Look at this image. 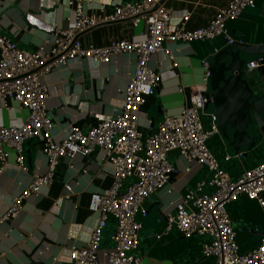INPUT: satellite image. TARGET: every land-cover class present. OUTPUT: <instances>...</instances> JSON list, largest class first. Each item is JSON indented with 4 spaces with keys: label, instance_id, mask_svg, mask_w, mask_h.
<instances>
[{
    "label": "built area",
    "instance_id": "2783aa9c",
    "mask_svg": "<svg viewBox=\"0 0 264 264\" xmlns=\"http://www.w3.org/2000/svg\"><path fill=\"white\" fill-rule=\"evenodd\" d=\"M255 5L256 0H230L207 24L189 28L190 13L181 24L170 26L172 12L168 0L120 2L111 11L101 6L93 14L86 11L85 0H70L75 24L67 28L54 26L51 38L35 51L23 49L17 41L0 34V100L7 109L16 101L28 110L21 126L0 129V172L11 150L19 168L28 170L25 151L32 139L42 145L47 159L46 172L35 175L12 199L0 215V225L15 217L24 202L39 195L42 187L53 184L64 157H88L100 150L112 165L113 179L108 187L91 196L89 209L98 213V223L86 246L70 248L72 264H140L137 250L144 223L138 216L147 217V201L169 184L173 173L190 171L193 165L207 170L206 179L175 204V212L168 214V227L175 225L186 237H206L203 254L217 264H264V236L254 249L241 251L227 209L229 203L243 195L264 207V161L234 178L211 150L209 139L218 134V124L214 114L204 113L207 99L202 93L207 89L209 76L207 60L203 61L204 83L191 90L190 103L180 116H164L156 124L153 122L150 131H145L139 123L140 110L149 97L157 94L161 83L159 72L150 65L153 55L166 52L167 41L223 37L226 43H231L235 38L228 23ZM142 20L147 29L143 40L112 38L100 46L84 43V36L102 24L131 21L137 26ZM122 54L135 57V68L123 92L120 112L90 129L69 125L65 128V138L55 141L52 130L57 121L48 109L50 89L44 78L57 66L72 60L110 62ZM170 58L174 61L173 55ZM180 91L185 92L186 88ZM205 114L210 118L208 122L203 119ZM173 154H177L174 162L170 159ZM239 156L226 154L224 161ZM65 189L69 194L73 187L67 184ZM110 220L115 222L113 246L102 254L101 243Z\"/></svg>",
    "mask_w": 264,
    "mask_h": 264
},
{
    "label": "crops",
    "instance_id": "0c3cea01",
    "mask_svg": "<svg viewBox=\"0 0 264 264\" xmlns=\"http://www.w3.org/2000/svg\"><path fill=\"white\" fill-rule=\"evenodd\" d=\"M128 1L131 0H85V8L89 14H93L101 6L111 11L114 5ZM229 1L168 0L172 12L170 26L181 24L188 13L190 19L187 27L205 25ZM74 24L75 12L70 7V0H0V34L12 38L21 48L29 51L46 44L54 26L67 28ZM228 28L234 38L264 42V0H256V5L246 8L240 18L231 20ZM146 35L143 20L137 26L131 21H123L102 24L86 34L83 40L85 44L100 46L112 38L143 40ZM220 38L226 43L223 37ZM212 47L210 40L167 41V51L153 55L150 65L159 72L161 83L157 94L149 97L140 110L139 123L145 131H150L151 126L164 116H180L189 105L191 90L204 83L203 61ZM134 68L135 57L122 54L110 62L72 60L53 69L43 81L50 89L48 109L57 121L52 130L54 140L61 142L69 125L90 129L103 119L118 114L123 92ZM184 87L186 91L181 92L180 89ZM27 115L28 110L18 102L12 101L7 109L0 100V129L21 126ZM226 154L230 153L224 149L219 155L222 157ZM25 155L28 163L26 172L19 168L12 150L0 172V215L35 175L44 174L47 170V159L36 139L27 142ZM237 159L235 157L228 162L220 159L221 163L224 161L222 167L234 178L259 163L252 161L249 165ZM260 160L263 162L264 158ZM84 165L86 167L83 169ZM82 169L84 171L80 175ZM206 175L207 172L199 165H193L190 171L173 173L169 184L147 201V218L138 216L144 223L137 250L141 256L140 264H217L203 254L202 244L206 237L184 236L175 225L168 227L167 221H161L158 211V205L164 202L166 215L173 214L175 204L188 190L206 179ZM112 179V165L103 151L97 150L88 157H64L53 184L42 187L39 195L24 202L15 217L0 225V264H7V259L15 264H31V259L25 254H30L39 244L42 245L34 256L35 264H72L70 248L86 246L98 223V213L89 209L91 196L108 187ZM67 184L73 187L69 194L65 189ZM227 209L241 251L257 247L264 236V207L243 195L229 203ZM114 230L115 222L110 220L104 231L102 254L113 246ZM159 232L161 235H156ZM45 236L50 239L49 242L43 241Z\"/></svg>",
    "mask_w": 264,
    "mask_h": 264
},
{
    "label": "water",
    "instance_id": "95a60500",
    "mask_svg": "<svg viewBox=\"0 0 264 264\" xmlns=\"http://www.w3.org/2000/svg\"><path fill=\"white\" fill-rule=\"evenodd\" d=\"M204 59L209 65L207 89L202 93L207 99L204 113L216 116L217 135L230 155L239 154L237 158L250 165L253 159L264 156V42L235 38L213 46ZM158 206L161 221L169 223L165 203ZM45 237L43 241L49 242ZM41 245L25 254L31 264H35L34 256ZM6 263L15 264L9 259Z\"/></svg>",
    "mask_w": 264,
    "mask_h": 264
},
{
    "label": "rangeland",
    "instance_id": "374dc122",
    "mask_svg": "<svg viewBox=\"0 0 264 264\" xmlns=\"http://www.w3.org/2000/svg\"><path fill=\"white\" fill-rule=\"evenodd\" d=\"M210 42H212V45L213 46H215V45H218V44H222L223 42H224V40L222 39V38H220V37H217V38H214V39H212V40H210ZM215 42V43H214ZM214 43V44H213ZM213 48V47H212ZM212 48H211V50L209 51V52H212ZM203 119H204V121L205 122H208L209 121V116L208 115H203ZM209 146H210V148H211V150L216 154V156H219L220 157V152L221 151H223L225 148H224V146L222 145V142H221V139L219 138V136L218 135H214V136H212L210 139H209ZM174 155V154H173ZM171 156V161H175V158H176V155L177 154H175V157L174 156ZM232 155V154H231ZM222 157H224V156H222ZM222 157H220V159L221 160H224V158H222ZM261 158H264V157H262V156H260V157H258V158H255V159H253L252 161H259V163H260V159ZM262 161H264V160H262ZM224 161H222V163H223ZM204 170V172H206L207 170L206 169H203ZM114 233V232H113ZM113 235V234H112ZM103 237H104V235H103ZM102 241H103V239H102ZM102 244V243H101Z\"/></svg>",
    "mask_w": 264,
    "mask_h": 264
}]
</instances>
